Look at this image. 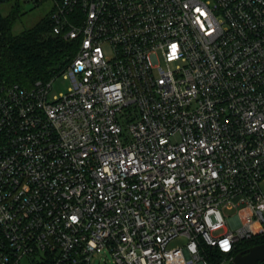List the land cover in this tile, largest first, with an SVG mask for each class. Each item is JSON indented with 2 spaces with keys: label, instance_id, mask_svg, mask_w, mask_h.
I'll return each mask as SVG.
<instances>
[{
  "label": "built area",
  "instance_id": "2783aa9c",
  "mask_svg": "<svg viewBox=\"0 0 264 264\" xmlns=\"http://www.w3.org/2000/svg\"><path fill=\"white\" fill-rule=\"evenodd\" d=\"M52 2L67 93L0 84V264H229L264 237V0Z\"/></svg>",
  "mask_w": 264,
  "mask_h": 264
},
{
  "label": "trees",
  "instance_id": "16d2710c",
  "mask_svg": "<svg viewBox=\"0 0 264 264\" xmlns=\"http://www.w3.org/2000/svg\"><path fill=\"white\" fill-rule=\"evenodd\" d=\"M3 2L5 0H0V5ZM20 15L16 0L9 13L3 15L0 11V84L18 83L29 88L36 81L48 80L54 74L48 72L49 69L57 66L55 73L60 72L74 57L78 44L51 34L50 13L36 26L13 34V26ZM47 31L49 35L44 36ZM263 243L264 237L245 242L233 255ZM208 259L210 264H219L228 256L210 249Z\"/></svg>",
  "mask_w": 264,
  "mask_h": 264
},
{
  "label": "rangeland",
  "instance_id": "374dc122",
  "mask_svg": "<svg viewBox=\"0 0 264 264\" xmlns=\"http://www.w3.org/2000/svg\"><path fill=\"white\" fill-rule=\"evenodd\" d=\"M20 7L21 15L19 19L13 26V34H19L26 29H30L36 26L40 20L49 15L52 10L53 2L52 0H40L37 4L24 3L22 1H17ZM15 0H8L0 5V11L3 15H6L11 10L14 5ZM49 35V32H45L44 36ZM51 81V89L48 95V99H53L54 97H59L61 94L67 93L69 87V82L63 77V75H53L48 77ZM227 215H233L234 210H227ZM248 214L247 209L241 208L238 211V216L242 221L244 217ZM185 240L183 238H178L168 244V250L183 247ZM92 264H114L113 259L109 253H102L93 258Z\"/></svg>",
  "mask_w": 264,
  "mask_h": 264
},
{
  "label": "water",
  "instance_id": "95a60500",
  "mask_svg": "<svg viewBox=\"0 0 264 264\" xmlns=\"http://www.w3.org/2000/svg\"><path fill=\"white\" fill-rule=\"evenodd\" d=\"M58 67H53L48 70L56 71ZM264 262V243L250 247L236 254L229 264H259Z\"/></svg>",
  "mask_w": 264,
  "mask_h": 264
}]
</instances>
